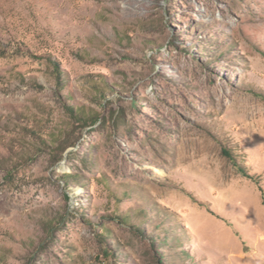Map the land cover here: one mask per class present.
I'll list each match as a JSON object with an SVG mask.
<instances>
[{
	"label": "rangeland",
	"instance_id": "1",
	"mask_svg": "<svg viewBox=\"0 0 264 264\" xmlns=\"http://www.w3.org/2000/svg\"><path fill=\"white\" fill-rule=\"evenodd\" d=\"M0 264H264V0H0Z\"/></svg>",
	"mask_w": 264,
	"mask_h": 264
},
{
	"label": "trees",
	"instance_id": "2",
	"mask_svg": "<svg viewBox=\"0 0 264 264\" xmlns=\"http://www.w3.org/2000/svg\"><path fill=\"white\" fill-rule=\"evenodd\" d=\"M223 154L225 156H227L238 167L237 162L235 161V158L231 155L230 151H228L226 148H224L223 149ZM240 171L245 177H251L245 169L240 168ZM65 181H66V183L68 185L69 181L68 180H65Z\"/></svg>",
	"mask_w": 264,
	"mask_h": 264
}]
</instances>
